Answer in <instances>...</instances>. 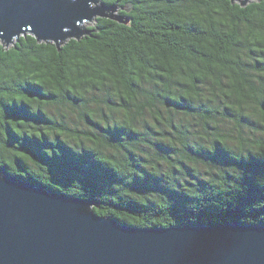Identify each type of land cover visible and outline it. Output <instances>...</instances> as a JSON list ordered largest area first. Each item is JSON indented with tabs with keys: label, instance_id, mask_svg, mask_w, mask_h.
<instances>
[{
	"label": "trees",
	"instance_id": "trees-1",
	"mask_svg": "<svg viewBox=\"0 0 264 264\" xmlns=\"http://www.w3.org/2000/svg\"><path fill=\"white\" fill-rule=\"evenodd\" d=\"M99 2L129 22L0 42V172L130 226L264 224V0Z\"/></svg>",
	"mask_w": 264,
	"mask_h": 264
},
{
	"label": "water",
	"instance_id": "water-1",
	"mask_svg": "<svg viewBox=\"0 0 264 264\" xmlns=\"http://www.w3.org/2000/svg\"><path fill=\"white\" fill-rule=\"evenodd\" d=\"M97 17L129 22L99 0H0V42L59 47ZM94 205L0 172V264H264V224L130 226Z\"/></svg>",
	"mask_w": 264,
	"mask_h": 264
},
{
	"label": "rangeland",
	"instance_id": "rangeland-1",
	"mask_svg": "<svg viewBox=\"0 0 264 264\" xmlns=\"http://www.w3.org/2000/svg\"><path fill=\"white\" fill-rule=\"evenodd\" d=\"M44 110L47 112L48 115L52 117H56L58 120L63 119L66 124H68L70 127L75 128L78 131H83L87 129V126L84 124V122L79 119L76 110L69 106H60V105H53V106H46ZM103 110L107 113H110L107 108H103ZM146 119L149 121L150 125H153V121L146 116ZM174 121H182L184 124H189L190 127L199 128V125H197V122L193 120L191 117H181V116H175ZM140 127V125L138 126ZM0 142H3L0 140ZM189 166L197 168L194 170H197L200 172L201 175H206L208 172L215 171L214 167H206L203 164L199 163L198 165L194 166L191 163H188Z\"/></svg>",
	"mask_w": 264,
	"mask_h": 264
},
{
	"label": "flooded vegetation",
	"instance_id": "flooded-vegetation-1",
	"mask_svg": "<svg viewBox=\"0 0 264 264\" xmlns=\"http://www.w3.org/2000/svg\"><path fill=\"white\" fill-rule=\"evenodd\" d=\"M14 110H15V113L20 114V111H18L17 108H14Z\"/></svg>",
	"mask_w": 264,
	"mask_h": 264
}]
</instances>
